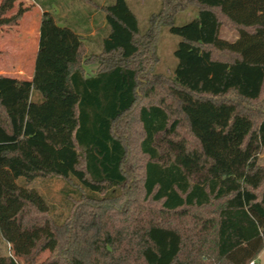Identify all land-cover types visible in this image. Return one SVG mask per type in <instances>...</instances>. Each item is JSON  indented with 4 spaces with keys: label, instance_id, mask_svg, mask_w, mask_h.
Masks as SVG:
<instances>
[{
    "label": "trees",
    "instance_id": "trees-1",
    "mask_svg": "<svg viewBox=\"0 0 264 264\" xmlns=\"http://www.w3.org/2000/svg\"><path fill=\"white\" fill-rule=\"evenodd\" d=\"M68 1L35 0L33 77L0 74V233L12 250L0 264H261L264 0H162L155 21L180 36L172 77L152 73L157 29L142 34L127 0H85L109 28L87 74L92 11L70 19L54 8ZM12 2L0 25L26 10L2 18ZM190 7L197 16L175 24ZM191 162L211 174L191 177ZM37 177L78 187L63 221L28 186Z\"/></svg>",
    "mask_w": 264,
    "mask_h": 264
},
{
    "label": "rangeland",
    "instance_id": "rangeland-1",
    "mask_svg": "<svg viewBox=\"0 0 264 264\" xmlns=\"http://www.w3.org/2000/svg\"><path fill=\"white\" fill-rule=\"evenodd\" d=\"M104 2L105 0H98ZM130 8L136 14L142 34L152 32L154 27L157 29V38L154 49V63L152 64V73L156 75H162L164 77H172L174 69L177 64V58L174 51L180 41V36L173 34L169 25L161 23L157 24L155 21L156 15L161 11L162 0H127ZM62 6V5H61ZM24 8L30 7L24 5ZM62 11V15L68 14L70 19H74V14L78 13V18L82 22L85 21L83 13L86 11H92L90 13L89 26L90 32H84V39L86 44L85 58L94 56L93 59H88V62L84 63L85 71L87 74H94L100 66V60L97 55L101 53V46L105 31L108 30V26H105L106 20L104 15L98 10H92L91 4L85 0H69L60 8L57 7V11ZM198 11L196 8L190 7L185 11H181L174 16V22L177 25L184 24L197 16ZM89 18V15H88ZM84 24V23H82ZM105 26V27H104ZM84 28L87 25L84 24ZM221 36L228 40H235L238 37L236 31H231L227 27H222ZM31 64H26V67ZM123 133L129 143V164L134 163V155H139L138 144L140 142L139 123L135 118L131 117L123 123ZM131 161V163H130ZM258 162L264 165V145L259 149ZM132 166V165H131ZM187 170L191 177L195 179H201L211 174V170L199 167L194 162H191L187 166ZM28 186L37 188L47 198L52 215L59 221L68 215L71 205L73 204L70 197H78L80 192L77 186L68 184L65 180L56 177H37L31 181ZM11 244L3 238L0 233V256L11 254ZM50 255V251L45 250L37 255L36 262L46 259ZM257 262L264 264V249L260 252L256 258ZM22 263V261H21Z\"/></svg>",
    "mask_w": 264,
    "mask_h": 264
},
{
    "label": "crops",
    "instance_id": "crops-1",
    "mask_svg": "<svg viewBox=\"0 0 264 264\" xmlns=\"http://www.w3.org/2000/svg\"><path fill=\"white\" fill-rule=\"evenodd\" d=\"M24 5L30 8L26 9ZM20 8L26 10L17 20L0 25V74L31 79L35 70L43 9L35 0H13L12 7L1 17L11 18ZM54 8L57 11V7ZM28 63L31 66L26 67Z\"/></svg>",
    "mask_w": 264,
    "mask_h": 264
},
{
    "label": "built area",
    "instance_id": "built-area-1",
    "mask_svg": "<svg viewBox=\"0 0 264 264\" xmlns=\"http://www.w3.org/2000/svg\"><path fill=\"white\" fill-rule=\"evenodd\" d=\"M254 262H255V261H251V262H250V263H248V264H254Z\"/></svg>",
    "mask_w": 264,
    "mask_h": 264
}]
</instances>
